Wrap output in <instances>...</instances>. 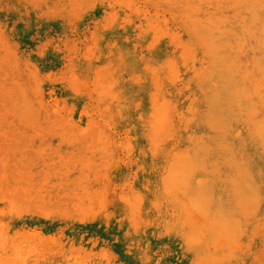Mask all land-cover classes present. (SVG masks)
<instances>
[{
    "label": "rangeland",
    "instance_id": "1",
    "mask_svg": "<svg viewBox=\"0 0 264 264\" xmlns=\"http://www.w3.org/2000/svg\"><path fill=\"white\" fill-rule=\"evenodd\" d=\"M0 264H264V0H0Z\"/></svg>",
    "mask_w": 264,
    "mask_h": 264
}]
</instances>
